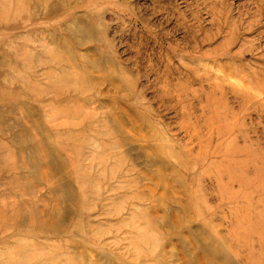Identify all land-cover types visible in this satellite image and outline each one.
<instances>
[{
	"label": "rangeland",
	"instance_id": "obj_1",
	"mask_svg": "<svg viewBox=\"0 0 264 264\" xmlns=\"http://www.w3.org/2000/svg\"><path fill=\"white\" fill-rule=\"evenodd\" d=\"M264 264V0H0V264Z\"/></svg>",
	"mask_w": 264,
	"mask_h": 264
},
{
	"label": "bare ground",
	"instance_id": "obj_2",
	"mask_svg": "<svg viewBox=\"0 0 264 264\" xmlns=\"http://www.w3.org/2000/svg\"><path fill=\"white\" fill-rule=\"evenodd\" d=\"M183 248L180 254H182L183 256L181 259L184 262V264H222L216 258V253H210V251L207 250L206 246L200 247L196 245L195 250H197V254L189 253V251H186Z\"/></svg>",
	"mask_w": 264,
	"mask_h": 264
}]
</instances>
